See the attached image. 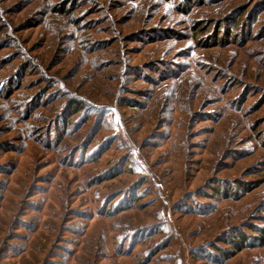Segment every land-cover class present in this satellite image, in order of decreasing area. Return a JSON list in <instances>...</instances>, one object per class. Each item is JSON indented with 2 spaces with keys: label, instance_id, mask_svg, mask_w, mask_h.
Instances as JSON below:
<instances>
[{
  "label": "rangeland",
  "instance_id": "374dc122",
  "mask_svg": "<svg viewBox=\"0 0 264 264\" xmlns=\"http://www.w3.org/2000/svg\"><path fill=\"white\" fill-rule=\"evenodd\" d=\"M58 1L0 0V264H264V245L210 259L221 232L264 226V145L247 127L264 104L231 109L227 79L264 87V68L249 44L201 48L190 28L243 0L190 13L182 0H78L67 16ZM147 28L172 32L122 38ZM43 86L52 100L27 116ZM71 98L83 110L46 135ZM223 180L258 184L214 194Z\"/></svg>",
  "mask_w": 264,
  "mask_h": 264
},
{
  "label": "trees",
  "instance_id": "16d2710c",
  "mask_svg": "<svg viewBox=\"0 0 264 264\" xmlns=\"http://www.w3.org/2000/svg\"><path fill=\"white\" fill-rule=\"evenodd\" d=\"M78 0H59L54 4V9L52 11L56 12L57 14H61L64 16L69 15V11L71 9L75 8L77 5ZM167 2H171L173 0H165ZM229 0H182L184 6L185 13H190L192 11V7L197 4L196 2H199L197 6L200 4H205L204 2H211L212 4H222L224 2H227ZM189 8L188 11L186 9ZM43 14V13H42ZM46 16V14H45ZM30 21L27 24H31L32 18H27ZM72 22L75 21V19H71ZM192 33V37L195 39V44L198 47L201 48H209L213 46H225V45H231L236 44L238 47H245L247 44V50L250 55L253 56L254 59L257 60V66H255L256 71L258 69H261L258 67L260 64L262 66V69L258 72H263L264 68V0H243L239 1L234 5L232 8L228 9L226 13H224L222 16L218 17H208L204 18L202 20H195L192 22V26L190 27ZM172 32L171 29H161V28H147L142 29L138 33H130L129 35H124L122 38L126 41H130L128 37H133L134 39L139 37L141 40H148L151 43L156 42L158 40H162L161 38H166L168 35L164 33H170ZM139 35V36H137ZM119 38L114 37L111 40H108V43H115ZM107 43V42H105ZM250 49V50H249ZM256 52V53H255ZM19 54H16V56ZM22 67V65H21ZM20 67V68H21ZM19 68V67H18ZM253 76V75H252ZM243 73L238 78H233L230 76L228 81L231 82L232 87H239V91L236 93L235 97L236 100L233 102V105L231 109L235 111H242L244 114L246 112L245 109H257L261 105L264 104V87L255 84V83H248L246 79L242 78ZM256 77V76H255ZM254 77V79H255ZM253 79V78H252ZM17 80L12 76V90L18 85L16 83ZM45 91H48L47 86H43L41 88V92H38L35 96L29 98V100L25 103L26 108L28 109L27 116L30 115V112L36 109V107L41 104L45 103V101L51 98L52 96L49 94H46ZM258 92V96L254 102H250L247 105L245 104L248 96H250L252 93ZM66 104H64L61 113L58 114L60 117H55L52 120L53 128H49L48 126H45L46 135L48 133L52 134L54 129L57 127L56 125H59V127H64L71 122V115H76L80 111L83 110L80 107V102L76 99L73 100L67 99ZM83 107V106H82ZM68 108V109H67ZM198 112H195L193 114L197 115ZM204 115V114H203ZM202 115V116H203ZM205 116V115H204ZM82 124L85 121V118L81 120ZM49 124V123H47ZM249 130L252 131V134H254L255 139L260 141L262 145H264V118L262 120L255 121L251 126H248ZM251 127V128H250ZM52 130V131H51ZM58 137H56L54 140H57ZM89 141L84 144L81 148H75V152H78L80 149L82 151H86ZM5 144V143H4ZM107 148V146H99V149H96L92 153H89L90 160H94L98 157V155ZM238 154L239 152L234 151L231 153V150L226 149L224 152L225 156H231L232 154ZM113 173L112 172H104L100 175H97L95 178L90 180L88 182V185H94V184H100L103 181L112 178ZM223 184H218L214 188V194L223 193L224 196L230 195L232 192L234 194L237 193L238 190H243L245 192L249 191L250 189L256 187L258 182H245L241 180H235L234 182H231L229 180H223ZM231 182V183H230ZM261 183V182H259ZM241 195V192H239ZM239 195V196H240ZM123 210V209H122ZM121 208H118L113 211L114 212H120L122 211ZM251 232V234H248L244 231V228ZM223 239V240H221ZM217 241L223 242L225 245V248H215L216 253L211 256L210 259H214L216 262H223L228 260L229 258L233 257L234 254L248 248H254L258 246L264 245V226L259 227L256 225H248L246 223H241L237 226L231 227L227 229L226 231L221 232L219 234ZM155 254V250H153ZM153 254V253H152Z\"/></svg>",
  "mask_w": 264,
  "mask_h": 264
}]
</instances>
